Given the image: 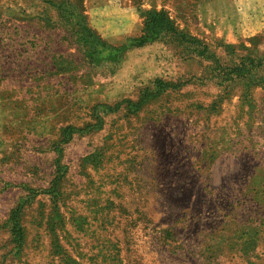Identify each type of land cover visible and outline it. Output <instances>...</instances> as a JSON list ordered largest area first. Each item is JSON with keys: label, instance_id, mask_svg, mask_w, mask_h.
Returning a JSON list of instances; mask_svg holds the SVG:
<instances>
[{"label": "rangeland", "instance_id": "rangeland-1", "mask_svg": "<svg viewBox=\"0 0 264 264\" xmlns=\"http://www.w3.org/2000/svg\"><path fill=\"white\" fill-rule=\"evenodd\" d=\"M0 264H264V0H0Z\"/></svg>", "mask_w": 264, "mask_h": 264}, {"label": "trees", "instance_id": "trees-1", "mask_svg": "<svg viewBox=\"0 0 264 264\" xmlns=\"http://www.w3.org/2000/svg\"><path fill=\"white\" fill-rule=\"evenodd\" d=\"M145 25V35L140 39L130 40L128 45L119 48L118 51L121 53L116 57L122 58L128 50L143 47L156 41L165 32L176 34L172 21L163 12H149L146 14ZM84 31H87L86 28H84Z\"/></svg>", "mask_w": 264, "mask_h": 264}]
</instances>
